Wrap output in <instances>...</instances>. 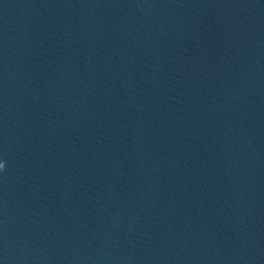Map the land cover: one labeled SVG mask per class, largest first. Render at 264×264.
<instances>
[{"label":"water","instance_id":"obj_1","mask_svg":"<svg viewBox=\"0 0 264 264\" xmlns=\"http://www.w3.org/2000/svg\"><path fill=\"white\" fill-rule=\"evenodd\" d=\"M0 264H264V0H0Z\"/></svg>","mask_w":264,"mask_h":264},{"label":"clouds","instance_id":"obj_2","mask_svg":"<svg viewBox=\"0 0 264 264\" xmlns=\"http://www.w3.org/2000/svg\"><path fill=\"white\" fill-rule=\"evenodd\" d=\"M3 167H4V164L0 163V169H3Z\"/></svg>","mask_w":264,"mask_h":264}]
</instances>
